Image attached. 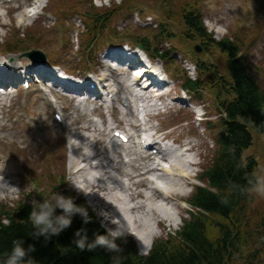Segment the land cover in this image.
Masks as SVG:
<instances>
[{
	"label": "rangeland",
	"instance_id": "rangeland-1",
	"mask_svg": "<svg viewBox=\"0 0 264 264\" xmlns=\"http://www.w3.org/2000/svg\"><path fill=\"white\" fill-rule=\"evenodd\" d=\"M120 1L121 0H100L98 3L97 0H60V2L59 0H16L12 4L13 14L11 16V21L7 22V26L0 25V51L3 53V49H8L12 52H18L17 54L9 55L20 57L19 54H24V52H22L24 49H27V52L35 50L42 53L46 51L45 49H48L54 52L56 58L58 56L61 57L62 49L59 44H61L62 32L58 29V25L60 17L65 18V16L60 14L57 9L61 8L63 3L66 4L67 8L73 10L80 9L83 12H88L91 10L90 4L93 2L96 6L95 11L101 10L102 15L108 14L107 11L109 7L113 5V7L116 8L114 17L105 25L110 29H114L113 32H127L136 37V29H138V26L133 23L134 19L130 16L129 19L121 20L122 17L127 15L126 11L129 9L123 11L119 3ZM125 1L126 0H124V2ZM37 2L42 3V6L46 5V10L53 11L59 16V20L53 21V18L47 16L36 19L32 24L31 31L34 33L32 37L29 36V30L26 29V31L24 28L22 29V24H18L17 21H22L26 18L31 9V14L33 13L32 15H34V7ZM130 7H137L133 9L141 11L145 17L151 18L154 23H160L163 17L170 32L177 37L174 45H177L178 48L183 50L184 48L188 49L182 38V33L185 31L184 13L189 10L200 12L205 19V25L218 39L231 36L233 40L239 43L242 53L247 55L251 73L259 77L258 83L260 86L264 87V0H134V4ZM111 11L113 12V9H111ZM72 15V18L71 16L66 17L68 19V24L71 27L82 28L83 25H81L80 19L76 16L77 14L75 13ZM3 21L6 20L4 19ZM11 29H15L18 32L19 39L21 38L24 40L23 42H18L20 43L19 45L15 42V38L9 35ZM23 32H25V34H23ZM69 34V39L72 41V44L70 47L66 45L67 49H63L65 55H67L69 60H71V58L74 59L77 65L84 66L89 60L82 56L81 59H83V61L81 63L79 62L81 55L76 54V49L79 44L78 31H73L71 29ZM149 35L150 34H148V36ZM189 45H193V43ZM198 56L205 61V64H207L211 70L216 69L217 75L225 76L228 74L227 56L218 49L208 46L206 50H203ZM188 57L196 60L195 57ZM24 58L28 59V57ZM93 58L95 59V57ZM210 75L211 74H208V76ZM206 76L207 75H205V77ZM209 83L207 79L205 90L200 97V101H196L205 104L204 108L208 116L215 122V131L212 132L213 135H211L210 132L205 130L204 124L200 126L201 124L196 123L194 126L197 141L200 143L198 149L199 151L201 150L205 158L203 160L205 161L207 159L205 162L206 167L204 166L205 168L210 167L216 157L214 139L219 130L217 121L218 113L214 105L213 93L210 89L211 86L208 85ZM20 105L21 103L18 102L13 116L21 109ZM31 108L37 116L41 117V119L47 123V127L43 132H40L38 127L33 129L34 134H38L45 138V153L40 154V152H38L40 148L35 145L33 146L32 143L27 141L28 131L26 133L21 131L20 126H13V131L8 134H0V159L5 167V171H9L14 176L13 184L8 182L9 179L0 176V193H5L6 195H0V208L2 207L1 205L4 206L5 204L7 205L6 209L13 208L18 200H22L26 197H30L38 206V199L40 196L43 194V202L46 199H51L52 194L57 191L55 187H59L58 181L62 180L69 187H72L71 193L79 195L84 205L90 209L91 213L95 215L100 222L104 220L103 227L107 231L108 229H117L121 233L119 237L123 240L124 238H132L139 249H148L146 247V245H148L147 239L140 238L142 235L140 232L136 231L133 224L130 227H126L124 224L122 226L119 223V218L109 217V213L104 210L109 201L107 196L99 203L92 199L90 195L85 194L82 190H77L75 186L76 181L74 180L76 176H71L73 171L70 165V157L72 156H70L71 146L69 142L73 139V135L68 133V131L65 132L61 130L52 120L49 113L50 111L46 110L45 107L40 105L35 99L31 100ZM191 127L193 128V124H191ZM252 153L258 160L260 165V176L263 178V183L256 190L255 194H253L252 202L249 205V211H251L252 215L255 217L250 220L251 222H256L264 213V144L256 146ZM252 153L250 155H253ZM195 159L197 160L198 158L195 157ZM26 175H29L30 179H27V177H25ZM16 182L19 183L16 185ZM10 186L14 188H11L9 191ZM190 190L192 189L187 188V191ZM98 194L100 197L103 196L100 192H98ZM119 194H122V192H119ZM123 198L125 200L124 202L118 199L116 202L114 201L115 205H113V211L121 210L123 214L121 217H124L125 223L127 221L131 224L133 213L127 210L129 207L131 208L130 201H128L126 197ZM139 206H141V200ZM140 213L141 216L143 214L142 207ZM173 214L176 215L177 211H174ZM152 229L157 233V237L153 240L155 241L160 236H164V238H162L167 239L169 231L175 232L180 228L174 229L171 227L170 229L165 228L161 230L154 225ZM131 233H135L138 240L135 239Z\"/></svg>",
	"mask_w": 264,
	"mask_h": 264
},
{
	"label": "trees",
	"instance_id": "trees-1",
	"mask_svg": "<svg viewBox=\"0 0 264 264\" xmlns=\"http://www.w3.org/2000/svg\"><path fill=\"white\" fill-rule=\"evenodd\" d=\"M186 22L192 31L211 38L199 13H188ZM216 44L230 57L231 82L223 84V91L235 94V98L222 101L228 119L222 120L219 157L207 174L218 192L201 190L195 201L222 218L221 225L207 224L205 215L193 216L177 237L156 245L149 256H140L133 243L111 236L118 245L116 249L104 245L79 248L74 240L81 227L87 229V244H92L97 234H108L86 206L91 217L88 224L75 213L71 226L49 239L37 235L38 229L31 222L34 206L20 202L13 209L0 211V264H7L16 238L23 239L26 250L34 248L24 258L33 264H264V213L251 222L255 217L246 208L258 183L255 164L245 166L241 158L242 151L251 144V130L264 133V90L248 73L249 66L239 56L236 43L226 38ZM189 87L196 90L197 84L192 82ZM56 214H61V209L57 208Z\"/></svg>",
	"mask_w": 264,
	"mask_h": 264
},
{
	"label": "bare ground",
	"instance_id": "bare-ground-1",
	"mask_svg": "<svg viewBox=\"0 0 264 264\" xmlns=\"http://www.w3.org/2000/svg\"><path fill=\"white\" fill-rule=\"evenodd\" d=\"M109 88H111L109 86ZM77 91V90H75ZM82 119V118H81ZM74 126L76 128H82L85 130H90L91 125H82L81 120H76L74 122ZM76 141L72 143L71 145V151L70 156L71 157V167L72 170H75L76 174H79L83 180H86L88 182L87 188L89 189H97L98 191L103 192H109V190L116 192L117 189L124 190L128 192V196L131 197V202H133L132 208H128L127 210L131 213H133L132 216V222L131 224L124 220V217L121 216L122 211H113V203L107 204V212L109 213V217L112 218H119L120 224L123 226L126 225V227H130L132 224L134 225V228L137 232H140L142 236L146 233H150V230L148 227H150L149 222L143 220V217L140 216V209L142 207L139 206L141 197H146L148 200L151 201L153 208L155 210V218L166 220L168 218H171L170 210L167 209L165 206L160 207L157 203L154 202L153 197L155 200H161L165 201L168 204H171L174 200H176L179 197V191L182 190L181 183L187 179H189V173L184 169V164H177L173 163L164 171H162L163 174H157V168L155 164H153V161L156 159L152 154L149 152L146 153V156L141 158V164L139 166H134L133 171L131 174L128 175L129 184L125 183L123 181L116 180L115 182H107V174L110 170L105 171V166L103 164L99 166H93L90 155L85 153V150L91 149V145L93 143L90 141L89 138L85 136H81L79 133H75ZM194 145H191L188 148V152H192L195 150ZM101 156V153L99 151H96L93 155V158H97L95 160H98ZM164 156H168L170 158V155L166 154ZM107 162V161H105ZM111 162H114L111 160ZM86 165V167H90L92 170H98V173H100L102 176H97L94 173L90 172L86 167H81L80 165ZM191 166L198 165V162H195L194 160H191L190 162ZM125 174V173H124ZM156 175L157 179H163L164 180V188L160 189L158 187H155L156 189H150L154 191V194L151 196H147L145 193L142 195L137 189L139 187H142L145 185V180L148 182V186L151 184L153 185L152 181L148 179L149 176ZM138 179V180H136ZM136 192H133L134 187H136ZM120 196V195H119ZM137 196V197H136ZM119 199L120 198L117 195H111V199ZM139 206V209H138ZM144 210V209H143ZM122 228V227H121ZM134 229V230H135ZM141 229V230H140ZM149 235V236H150ZM150 238V237H149ZM148 245H146L147 248H150L152 238L148 239Z\"/></svg>",
	"mask_w": 264,
	"mask_h": 264
},
{
	"label": "clouds",
	"instance_id": "clouds-1",
	"mask_svg": "<svg viewBox=\"0 0 264 264\" xmlns=\"http://www.w3.org/2000/svg\"><path fill=\"white\" fill-rule=\"evenodd\" d=\"M17 23H22L18 20ZM77 190H81L79 185H75ZM11 188L9 187V191ZM5 193H0L4 195ZM57 208L62 209L61 214H56ZM79 213L83 218V223L86 225L90 222L91 217L88 214V209L82 205H77L74 199L70 196H65L60 193H53L51 199H46L43 203H40L38 207H34L30 214L32 224L38 229L37 235H45L46 238L51 235L59 234L64 229L68 228L72 224V215ZM103 226L104 220H101ZM109 234H97L96 240L92 244H87L88 236L87 229L81 227L76 231L77 239L74 243L81 249L86 246L88 248L95 247L96 245H104L109 249H116L118 247L116 240L111 237H119L120 231L117 229H108ZM14 247L11 250V255L7 260V264H33L32 260L24 261L28 251L34 250L32 246L29 249L23 247V239L16 238L13 240Z\"/></svg>",
	"mask_w": 264,
	"mask_h": 264
},
{
	"label": "snow or ice",
	"instance_id": "snow-or-ice-1",
	"mask_svg": "<svg viewBox=\"0 0 264 264\" xmlns=\"http://www.w3.org/2000/svg\"><path fill=\"white\" fill-rule=\"evenodd\" d=\"M97 2L99 3V2H100V0H97Z\"/></svg>",
	"mask_w": 264,
	"mask_h": 264
}]
</instances>
